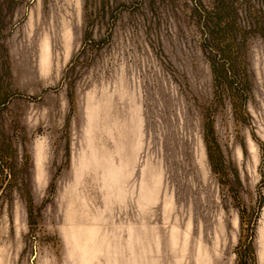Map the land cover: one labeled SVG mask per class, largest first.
Wrapping results in <instances>:
<instances>
[{"label":"rangeland","instance_id":"1","mask_svg":"<svg viewBox=\"0 0 264 264\" xmlns=\"http://www.w3.org/2000/svg\"><path fill=\"white\" fill-rule=\"evenodd\" d=\"M0 264H264V0H0Z\"/></svg>","mask_w":264,"mask_h":264}]
</instances>
